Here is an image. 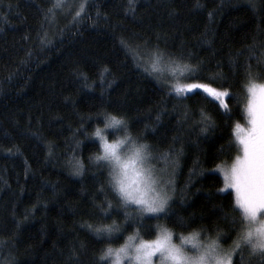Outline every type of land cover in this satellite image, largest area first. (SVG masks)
Masks as SVG:
<instances>
[{
    "label": "trees",
    "instance_id": "trees-1",
    "mask_svg": "<svg viewBox=\"0 0 264 264\" xmlns=\"http://www.w3.org/2000/svg\"><path fill=\"white\" fill-rule=\"evenodd\" d=\"M79 3L86 14L74 22ZM55 5L0 0V264H106L99 257L109 244L117 247L137 231L152 239L157 224L176 236L223 232L220 242L233 243L229 220L239 209L214 168L238 154L233 128L246 123L242 106L226 97L229 115L203 90L177 96L170 89L177 79L214 78L213 87L243 95L244 66L257 67L249 48L264 53V0H135L134 15L125 11L128 0ZM157 46L193 65L199 78L151 73ZM202 111L214 122L206 132ZM101 112L123 116L170 181L172 198L159 219L145 214L141 221L138 206H119L107 162L95 159L102 151L93 135L104 129ZM106 134L116 136L112 129ZM108 201L113 207L105 214ZM113 220L125 230L111 239L87 227ZM249 260L247 250H237L233 264Z\"/></svg>",
    "mask_w": 264,
    "mask_h": 264
},
{
    "label": "snow or ice",
    "instance_id": "snow-or-ice-1",
    "mask_svg": "<svg viewBox=\"0 0 264 264\" xmlns=\"http://www.w3.org/2000/svg\"><path fill=\"white\" fill-rule=\"evenodd\" d=\"M55 6L59 7V2ZM79 8L80 10L75 12L74 22L84 19L81 12L86 14L83 3ZM134 9L135 0H128V8L125 11H131L134 15ZM48 11L51 12L52 9ZM46 35L47 33H45ZM41 40L43 41L44 37H41ZM121 42L125 48L132 51L131 45L127 41L122 40ZM47 43H51V41H47ZM145 44L147 45V42ZM249 51L257 60V67L254 69L251 64L244 66L243 95L240 93L230 94L229 89L223 88L222 85L213 87L214 78H210L208 83H180L177 79L170 89L177 96L192 93L194 89H202L204 93L218 101L219 107L229 115L232 109L226 102V97L234 101L232 107L237 104L242 106V115L246 123L242 125L237 121L233 128L238 154L230 165H217V169L223 175L224 189L234 190L235 205L239 209V213L233 215L229 220V231L236 232L232 245L225 248L220 243V238L227 236V233L223 232H218L215 238L205 236L204 239L200 238V232L190 233L187 236L180 235L177 243L173 240L172 231L163 224H157L154 239H143L137 231L135 234L127 236L119 247H112L109 244L100 255L99 260H110V264H125V262L126 264H233V256L237 250H240L241 253L247 250L250 258L248 264H252V261L257 257L260 261H264V53L256 56L254 47H250ZM156 53L158 54H154L151 73L160 72L163 74L167 70L177 78L183 77L192 80L199 78L196 75L197 69L193 65L182 63L180 59L166 54L158 46ZM165 55H168L166 62ZM161 65L164 66L161 67ZM145 71H149V69L145 67ZM160 78L157 76L158 81ZM85 84L87 86L86 77ZM109 86H111V82H109ZM99 115L104 118V129L97 127L93 133L99 139L102 150L95 159L96 161H108L109 164L113 161L119 162V151L123 141L109 142L104 131L105 129H116L121 124L127 129V121L123 116L112 115L109 112H101ZM199 123L203 125L202 132L214 127V122L203 111ZM228 146L232 147L233 145L229 142ZM221 150L223 151V146ZM76 163L74 174L79 175L83 171V165L79 161ZM109 164L106 165L108 168ZM101 167H105V165H101ZM152 167L149 165L150 170ZM109 175H111L110 172ZM151 175L150 171L149 176ZM107 183L111 184L112 182L108 180ZM161 187L163 188V186ZM111 188L114 192L118 190L121 196L124 195V186L119 180L116 181L115 190L113 187ZM103 190L102 186L101 191ZM171 198L169 191L164 190L163 195L153 199L150 203L136 201L138 205L143 204L142 207L136 209L139 219L142 221L145 214H153L159 219L158 214L166 213ZM108 205V208H103L101 205V211L105 214H108L109 209L113 207L111 201H108ZM128 205L125 199H120V207L126 209ZM128 218L129 214L125 212V219ZM87 227L96 236H105L109 239L113 238L116 233L125 230L124 225L117 224L115 220L111 224H87ZM76 256L77 252L73 249L69 260L71 261Z\"/></svg>",
    "mask_w": 264,
    "mask_h": 264
},
{
    "label": "clouds",
    "instance_id": "clouds-1",
    "mask_svg": "<svg viewBox=\"0 0 264 264\" xmlns=\"http://www.w3.org/2000/svg\"><path fill=\"white\" fill-rule=\"evenodd\" d=\"M112 130L116 133L113 141H123V143L119 151L120 161H113L110 164L105 161L109 164L111 173L108 180L112 182L110 185L114 190L116 181L119 180L124 186V195L121 196L118 190L116 191L117 195L121 199H125L128 204L142 207L143 204L138 205L136 201L150 203L153 199L163 195L164 191L161 182L149 168V146L134 136L130 130L125 129L123 124ZM150 171L152 172L151 176H149ZM165 227L172 231L166 225ZM195 232L198 231L193 230L191 233Z\"/></svg>",
    "mask_w": 264,
    "mask_h": 264
},
{
    "label": "rangeland",
    "instance_id": "rangeland-1",
    "mask_svg": "<svg viewBox=\"0 0 264 264\" xmlns=\"http://www.w3.org/2000/svg\"><path fill=\"white\" fill-rule=\"evenodd\" d=\"M59 2V5H63V4H65V6H67V7H69V5H70V3H71V0H57V3ZM78 2H80V0H78ZM80 4V3H79ZM168 76L170 77V78H173L174 76L170 73V72H168ZM176 78V77H175ZM181 79H183V77H180ZM176 83V82H175ZM174 83V84H175ZM188 83H194V82H188ZM194 90H196V89H194ZM199 90H202V89H199ZM104 134L106 135V137H107V139L109 140V138H108V134H106V130L104 131ZM111 141H113V139H110L109 140V142H111ZM148 163H149V165H152L153 167H152V171H153V173H154V175L156 176V178L161 182V186H163V189L164 190H167V191H169V193H170V195H171V192H172V190H171V188H170V181L169 180H167V176L164 174L165 172H163L161 169V171H159L158 169H157V167H155L153 164H152V161H151V157H150V155H149V161H148ZM232 162H224V163H221V164H219V165H224V164H231ZM214 170H216V171H218L219 172V170L217 169V166L214 168ZM220 173V172H219ZM223 176V175H222ZM229 190H231L232 192H233V194H234V196H235V193H234V190H232L231 188H228ZM199 232V231H198ZM201 233V232H200ZM190 233H187V234H184L185 236L186 235H189ZM180 235H183V234H178L177 236L176 235H174L173 234V240L175 241V242H179V237H180ZM206 235H204V234H202L201 233V236H200V238L201 239H204V237H205ZM155 238V237H154ZM154 238H152V239H154ZM212 238H215V236H213ZM144 239V238H143ZM134 242H138V241H134ZM221 243V242H220ZM222 244V243H221ZM223 245V247H225V248H228L230 245H232V243L231 244H229V245H224V244H222ZM120 246V245H119ZM119 246H117V247H119ZM235 255V254H234ZM233 259H234V256H233ZM107 262H106V264H110V260H106ZM125 264H126V262H125Z\"/></svg>",
    "mask_w": 264,
    "mask_h": 264
}]
</instances>
